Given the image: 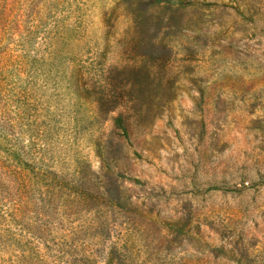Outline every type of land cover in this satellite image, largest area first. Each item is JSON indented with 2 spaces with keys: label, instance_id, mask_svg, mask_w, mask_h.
I'll list each match as a JSON object with an SVG mask.
<instances>
[{
  "label": "rangeland",
  "instance_id": "1",
  "mask_svg": "<svg viewBox=\"0 0 264 264\" xmlns=\"http://www.w3.org/2000/svg\"><path fill=\"white\" fill-rule=\"evenodd\" d=\"M0 264H264V0H0Z\"/></svg>",
  "mask_w": 264,
  "mask_h": 264
}]
</instances>
